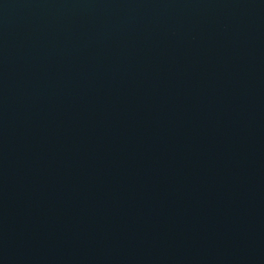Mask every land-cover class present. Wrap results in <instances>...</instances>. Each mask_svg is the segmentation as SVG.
<instances>
[{"label":"water","instance_id":"1","mask_svg":"<svg viewBox=\"0 0 264 264\" xmlns=\"http://www.w3.org/2000/svg\"><path fill=\"white\" fill-rule=\"evenodd\" d=\"M0 264H264V0H0Z\"/></svg>","mask_w":264,"mask_h":264}]
</instances>
